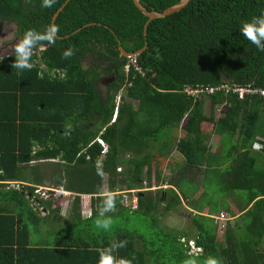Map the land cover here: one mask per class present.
<instances>
[{"label": "trees", "instance_id": "16d2710c", "mask_svg": "<svg viewBox=\"0 0 264 264\" xmlns=\"http://www.w3.org/2000/svg\"><path fill=\"white\" fill-rule=\"evenodd\" d=\"M66 1L43 8L42 0H0V25L15 23L21 38L28 29L43 32ZM139 1L147 11L161 13L180 0ZM262 13L264 0H190L181 11L149 22L144 36L147 17L132 0H69L54 22L59 38L54 44L42 42L40 52L37 46L30 71L12 67L15 54L1 60L0 264H98L100 250L114 240L127 241L114 254L133 264H184L192 258L205 264L209 257L222 264H264V98L238 99L214 91L196 99L184 92L221 85L264 88V52L240 32L243 22ZM118 41L127 53L147 44L135 56L139 70L126 72L130 58L120 55ZM69 47L75 55L63 59ZM100 72L109 78L103 93L97 87ZM221 73L230 82H223ZM118 95L121 103L115 107ZM207 98L211 108L227 106L211 132L218 142L216 153L209 151V135L201 129L202 123L213 122L212 114L203 112ZM184 116L185 135L176 139L173 130ZM97 138L107 145L106 153ZM256 142L259 150L253 149ZM174 150L183 168L167 181L182 198L179 185L192 172L203 175L200 198L209 214L218 215L222 199L233 198L237 213L222 205L233 217L225 223L222 239L207 216L191 215L186 233L157 222L161 203L166 212L181 205L173 188L167 195L142 191L134 210L121 203L123 192L162 185L156 158L167 159ZM42 167L50 168L54 187L71 193L99 195L104 185L116 194V211L108 213L113 221L137 215L155 231L145 237L116 224L95 244L71 240L57 248L32 247L37 211L58 213L35 193L43 182ZM13 183L17 189L9 187ZM78 203L75 197L74 205ZM192 228V241L201 243L196 254L188 245ZM135 237L142 240V251L135 249Z\"/></svg>", "mask_w": 264, "mask_h": 264}, {"label": "crops", "instance_id": "0c3cea01", "mask_svg": "<svg viewBox=\"0 0 264 264\" xmlns=\"http://www.w3.org/2000/svg\"><path fill=\"white\" fill-rule=\"evenodd\" d=\"M174 153L172 151L170 155ZM168 162H172L171 159L167 158ZM175 163L177 166V169L171 170L169 169L170 178L173 177L178 173L179 168H183V162L182 158L176 160ZM52 162V161H51ZM167 175V176H168ZM201 174L198 173L197 176H194L193 172L187 175V179L181 182V190L184 197L182 198L181 194L178 190L171 187L168 183V181H164L162 185L159 187H154L150 189H144V190H138V193L136 195H142V191H150V192H156L157 190H163L164 195H167L169 192V188H173L176 193L179 195L181 200V205L176 207L170 212H166L164 210V205L160 204L158 207V212L156 214L157 222L161 226H165L169 229H173L176 231H181V228L183 225H186V223L190 225V216L191 215H201V216H207L209 218H212L214 215L209 214V206L207 205L206 200L201 201V194L204 191V187L200 185L198 180H200ZM44 182V181H43ZM41 183L40 186H38V189L45 192L47 198H43V201H47L50 204V209H58V213L52 212L50 214V211L46 209H39L37 212H40L38 214L39 220L36 221V226L32 228V233L30 237V241L32 242V247H56L66 245L67 243H71V240H74L75 244H95L96 241H98L96 238H100L105 234H109V231L112 227H114L113 224H116L111 219V225L106 230L102 227L96 226V220L98 219H92L94 216L93 212H96V209L100 207V205L103 202V194L108 192L106 190V187L103 185L102 187V193L99 195H91V194H76L68 192L62 188L54 187L58 190V195L64 197V202L62 204H58L56 200H52L50 193L53 191H49L47 189V186L44 183ZM166 183V184H165ZM15 184V183H13ZM201 189V191H199ZM47 191V192H46ZM49 191V193H48ZM131 191H126V197L131 198L133 193ZM39 196V195H38ZM40 197V196H39ZM75 197L79 198V203L74 205V199ZM67 198V200H66ZM45 199V200H44ZM225 203L228 204V206H235V203H233V198L229 197L226 199ZM164 202V201H163ZM75 206V207H73ZM34 208L37 209V206H34ZM233 211L235 212V209L231 207ZM225 211L223 207H220V211ZM226 212V211H225ZM242 214V213H241ZM241 214H238L236 218H239ZM96 216V215H95ZM235 218V217H234ZM103 219V218H101ZM233 219V217H232ZM131 221V218L128 219L127 223ZM77 223L75 226H73L72 223ZM89 225V226H88ZM73 228L72 227H76ZM88 226V227H87ZM129 226V225H128ZM190 226H187V229H185L182 232H188ZM135 232V231H133ZM192 232V230H191ZM190 232V235H191ZM136 233V232H135ZM192 235V238L195 236ZM71 235V236H70ZM189 235V236H190ZM145 236V235H144ZM186 236L185 234L181 237L183 238ZM72 237V238H71ZM148 237V236H145ZM189 237L190 240H194ZM134 247L136 250L142 251L144 249L143 242L140 238L135 237L134 239ZM75 264H84V262H74ZM88 264V263H87Z\"/></svg>", "mask_w": 264, "mask_h": 264}, {"label": "clouds", "instance_id": "9594fccd", "mask_svg": "<svg viewBox=\"0 0 264 264\" xmlns=\"http://www.w3.org/2000/svg\"><path fill=\"white\" fill-rule=\"evenodd\" d=\"M55 3L56 0H42L41 7L51 8ZM240 32L250 43L255 45L258 50L264 52V13H262L259 16H254L249 21L243 22L240 28ZM58 33H59V26L56 24L48 25L43 32L37 31L35 29L26 30L22 38L19 39L14 46L13 51L15 54V60L12 64V67L21 71L23 70L30 71L34 67V65L31 62L34 50L42 42L54 44L58 37ZM74 55H75V49L69 47L63 52L62 58L68 59ZM118 106L119 104L116 103L115 100V107ZM115 118L116 116L114 117L113 115L111 123L114 122ZM68 128L70 129L71 125H68ZM259 142L262 143L261 141ZM257 145L260 144L256 142V144L253 146L254 150H259L262 147V146L257 147ZM97 171H98V175H100L101 177L105 175V173L102 171L101 168L98 167ZM115 202H116V194L114 192L108 191L103 194V202L98 209V219L96 220L97 227H102L106 230L110 227L111 217L108 216V213H114L116 211ZM126 244L127 241H115V240L112 241L108 247L100 250L98 264H133L131 259H127L124 257L118 258L114 254L118 249L125 247ZM184 264H197V260L195 258L188 259L184 262ZM205 264H222V260L216 257H209L205 261Z\"/></svg>", "mask_w": 264, "mask_h": 264}, {"label": "rangeland", "instance_id": "374dc122", "mask_svg": "<svg viewBox=\"0 0 264 264\" xmlns=\"http://www.w3.org/2000/svg\"><path fill=\"white\" fill-rule=\"evenodd\" d=\"M1 29L5 30L4 33H9V36H8L9 39H7L5 43H3V46L6 44H9V45H11V48H14V46H15L14 40L17 39V37H18V35H16L17 34V27L15 26V23L9 22V21L8 22L7 21L2 22V24L0 25V30ZM41 48L42 47H40L38 49L39 52L44 47L42 49ZM88 64H89L88 61H84L83 65H82L83 68H87V66H89ZM100 74H101V76L98 80L97 87H99V89L103 93L107 89V86L109 83V78L107 76L102 75V72H100ZM123 89H125V88L123 87L121 89V91H120L121 94L122 93L124 94ZM115 100H116V103H118V104L121 103V98H119V95L115 98ZM225 108H227L226 105H216L215 107L211 108V103H210L209 98L205 99L204 106H203V109H204L203 112L208 117L212 114L213 122L202 123L201 129L205 135H209L208 139L205 140V144H206V146H208V149L211 153H216L217 149H218V146H217L218 142H216V140L213 138L216 135L212 134L211 132L214 129V124H215L216 120L223 116V112H224ZM185 123H186V116H184L182 121L180 122V124L174 128L173 136L176 139H180L185 135V132H184ZM166 158L171 159L172 162H168L167 159H164V158H161V160L159 157L156 158V160L160 162V163L157 162V165H158L157 167L162 170L163 177H164L165 181L170 178V176H169L170 173L168 172L169 169H170V171L177 169V166H175L176 165L175 163L177 162L176 160L181 159L182 157L176 152V150H174V153H172L171 155H168ZM40 171H42V173L44 175V176H42L43 181H44L43 183L47 186V189L49 191H53L52 193H50L49 196H51L52 200H56L58 202V204H62L64 202V197L58 195V190L56 188H54L53 182L49 178V176L51 174L50 168L45 169L42 167ZM199 174H201V176H200V180H198V182L200 183V185L203 186V183H202L203 175L201 172H199ZM24 185H26V184H24ZM9 187L17 189L18 185L17 184H10ZM199 191H201V189H199ZM42 192L43 191H41L39 189V195L42 196ZM132 193H133V195L131 198H134L137 200L136 193H138V190L132 191ZM66 200H67V198H66ZM225 201H227V200H225V198H223L222 202L220 203L219 206L223 207L222 205H224ZM130 203H131V201H130ZM249 207H250V205H249ZM237 212H238V210L235 209V213H237ZM130 218H131V221L129 223H127L128 219H130ZM114 222L119 227H123L125 229L127 228V232H129L130 234H133L132 232L135 231L137 234L150 237L151 232L155 231L153 228H151L149 221L147 222L143 217L137 216V215L136 216L132 215L129 218H127L125 221L124 220H120V221L115 220ZM116 224H113V225H116ZM187 226H189V223L188 224L186 223V225H183V227L181 228V231H184L185 229H187ZM192 229L193 230L191 232L190 238H192V235L194 234V231H195L194 230L195 228H192ZM222 237H223V231H218L217 238L220 240V239H222ZM192 242H193L192 240H190L188 242L190 250H191L190 252L193 254H196L199 252L200 249L194 245L195 244L194 242H193L194 244L190 245V243H192Z\"/></svg>", "mask_w": 264, "mask_h": 264}, {"label": "built area", "instance_id": "2783aa9c", "mask_svg": "<svg viewBox=\"0 0 264 264\" xmlns=\"http://www.w3.org/2000/svg\"><path fill=\"white\" fill-rule=\"evenodd\" d=\"M130 68H134L135 70H139L137 62L135 57L130 58V62L129 64L126 65L125 70L126 72L130 69ZM214 91H224V93H229L231 92L232 94L236 95L238 97V99H245L246 97H254V96H258L260 98H264V88H257V87H251V86H227V85H221L219 88H214V87H209V88H185L184 92L188 95V96H192L195 97L196 99H200L202 94H213ZM116 111L114 112V117L116 116ZM96 142L98 144H100L103 147V153L107 152V146L105 145V143L103 142L102 139L97 138ZM261 147V145H257V147ZM37 195H39V189L35 192ZM125 193L127 192H123V198L121 203L125 206V207H129L130 210H134L137 207V200L134 198L129 199V197H126ZM41 196V195H39ZM48 195H46L45 192H42V196L43 198H47ZM131 201V203H130ZM213 221L215 224H217V228L219 229V231H223L225 228V223L228 220H231V216L228 213L225 212H220L218 215L213 216L212 217ZM194 244L193 242L190 243ZM189 245V244H188ZM195 245V244H194Z\"/></svg>", "mask_w": 264, "mask_h": 264}, {"label": "water", "instance_id": "95a60500", "mask_svg": "<svg viewBox=\"0 0 264 264\" xmlns=\"http://www.w3.org/2000/svg\"><path fill=\"white\" fill-rule=\"evenodd\" d=\"M69 0H67L59 9L58 11L54 14V16L52 17V21L51 24H54L57 16L59 15V13L62 11V9L64 8V6L67 4ZM133 4L135 5V7L145 16L147 17V21L144 25L143 28V34L144 36L146 35V29L148 26V23L151 22L152 20L155 19H159V18H164L166 16L172 15L174 13H177L179 11H181L189 2L190 0H180L177 4L168 7L166 9H164L161 13H157V12H149L147 11L140 3L139 0H132ZM5 30H0V61L3 60L4 58H8L11 55H14V48H11V45L6 44V45H2L3 43L6 42L7 39H9V33H4ZM4 33V34H3ZM59 38V37H58ZM146 43L144 45V47L141 50H138L136 52H132V53H127L124 51V49L122 48L120 42L118 41V48L117 50H119L120 55H122L123 57L126 58H131L133 56H137L139 54H141L145 48H146ZM43 48V47H42ZM41 48V49H42ZM44 49V48H43ZM198 64H200V56H198ZM221 80L223 82H230V78L226 75H224L223 73H221ZM195 246L198 248H201V243L199 241V239L197 238L195 241Z\"/></svg>", "mask_w": 264, "mask_h": 264}, {"label": "flooded vegetation", "instance_id": "af4514ba", "mask_svg": "<svg viewBox=\"0 0 264 264\" xmlns=\"http://www.w3.org/2000/svg\"><path fill=\"white\" fill-rule=\"evenodd\" d=\"M16 35H18V34H16ZM19 39H21L20 35H18L17 39L14 40V45L16 44V42H17ZM2 45H3V44H2ZM40 47H43V46H39V48H40ZM39 48H38V49H39ZM37 51H38V50H37Z\"/></svg>", "mask_w": 264, "mask_h": 264}, {"label": "bare ground", "instance_id": "6f19581e", "mask_svg": "<svg viewBox=\"0 0 264 264\" xmlns=\"http://www.w3.org/2000/svg\"><path fill=\"white\" fill-rule=\"evenodd\" d=\"M46 199V198H45Z\"/></svg>", "mask_w": 264, "mask_h": 264}]
</instances>
